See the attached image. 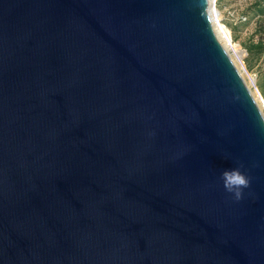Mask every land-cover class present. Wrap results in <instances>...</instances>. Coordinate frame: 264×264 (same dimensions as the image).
<instances>
[{
  "label": "water",
  "instance_id": "95a60500",
  "mask_svg": "<svg viewBox=\"0 0 264 264\" xmlns=\"http://www.w3.org/2000/svg\"><path fill=\"white\" fill-rule=\"evenodd\" d=\"M214 4L0 0V264H264V115Z\"/></svg>",
  "mask_w": 264,
  "mask_h": 264
},
{
  "label": "rangeland",
  "instance_id": "374dc122",
  "mask_svg": "<svg viewBox=\"0 0 264 264\" xmlns=\"http://www.w3.org/2000/svg\"><path fill=\"white\" fill-rule=\"evenodd\" d=\"M254 0H215V27L228 54L250 89L264 115V100L258 90L259 71L264 65V54L248 53V48L264 44V16L250 11Z\"/></svg>",
  "mask_w": 264,
  "mask_h": 264
},
{
  "label": "clouds",
  "instance_id": "9594fccd",
  "mask_svg": "<svg viewBox=\"0 0 264 264\" xmlns=\"http://www.w3.org/2000/svg\"><path fill=\"white\" fill-rule=\"evenodd\" d=\"M243 163L232 169H225L221 175L223 189L230 194V199L233 202H240L245 198V189H250L252 184V177L245 171ZM248 195H252L251 192Z\"/></svg>",
  "mask_w": 264,
  "mask_h": 264
},
{
  "label": "trees",
  "instance_id": "16d2710c",
  "mask_svg": "<svg viewBox=\"0 0 264 264\" xmlns=\"http://www.w3.org/2000/svg\"><path fill=\"white\" fill-rule=\"evenodd\" d=\"M250 11H252L256 16H264V0H254V2L250 5ZM248 53L254 56L264 54V44L258 43L254 46L252 45V47L248 48ZM259 79L258 90L264 100V65L259 71Z\"/></svg>",
  "mask_w": 264,
  "mask_h": 264
},
{
  "label": "bare ground",
  "instance_id": "6f19581e",
  "mask_svg": "<svg viewBox=\"0 0 264 264\" xmlns=\"http://www.w3.org/2000/svg\"><path fill=\"white\" fill-rule=\"evenodd\" d=\"M212 27H213V30H214V33H215V35H216V37H217V39L220 41V43H221V45L225 48V50L227 51V49H226V47H225V45H224V43H223V41L221 40V38H220V36L218 35V32H217V29H216V27H215V18H214V20H213V24H212ZM227 53H228V51H227ZM231 58V57H230ZM232 60V59H231ZM232 62H233V60H232ZM235 65V64H234ZM236 67V66H235ZM238 70V69H237ZM241 74V73H240ZM242 76V75H241ZM252 95V94H251ZM253 97V96H252ZM253 99H254V97H253ZM254 101L256 102V100L254 99ZM257 103V102H256ZM258 105V104H257ZM259 107V106H258ZM260 109V108H259ZM261 111V110H260Z\"/></svg>",
  "mask_w": 264,
  "mask_h": 264
}]
</instances>
